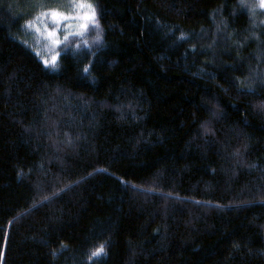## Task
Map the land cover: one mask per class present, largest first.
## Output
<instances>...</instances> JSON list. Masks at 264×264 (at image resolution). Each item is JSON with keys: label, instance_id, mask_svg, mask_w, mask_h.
I'll list each match as a JSON object with an SVG mask.
<instances>
[{"label": "trees", "instance_id": "obj_1", "mask_svg": "<svg viewBox=\"0 0 264 264\" xmlns=\"http://www.w3.org/2000/svg\"><path fill=\"white\" fill-rule=\"evenodd\" d=\"M71 2L0 0V264H264L256 0H88L67 51L25 27Z\"/></svg>", "mask_w": 264, "mask_h": 264}, {"label": "snow or ice", "instance_id": "obj_2", "mask_svg": "<svg viewBox=\"0 0 264 264\" xmlns=\"http://www.w3.org/2000/svg\"><path fill=\"white\" fill-rule=\"evenodd\" d=\"M240 3L243 6L245 4V0H240ZM256 7H264V0H258L257 5L253 6V15H255V8ZM77 8H79V9L88 8L90 11V15H86V18H85L86 22L80 26L82 31L68 32L64 35L62 41L59 39L54 40L55 44H61V43L64 44V46H65L64 51L68 50L67 43L69 41V38L71 36H83V33L89 29V26H91L92 28L97 30V34L94 38L93 43L99 44L100 40H101V35L99 32V23H98V20L96 19V13H95L93 5L90 2H88V0H72L71 4L69 5V10L71 11V10H75ZM44 16H50L53 20V23H54V27L52 29V32L49 33L50 38L53 37L56 32L61 30V22L62 21H67V20L73 19V17H71L70 15H68L64 12H60L58 9H49L45 12L39 13L37 15V17H35L34 20L28 21L26 23L25 27L29 28V29L35 27V21L41 20V18ZM45 30H47V26H45ZM36 31L40 32V29L36 28ZM184 38L185 37H183V36L181 37V39H184ZM75 47H76V49H81V47L90 48V44L86 39H82L81 42H78L75 45ZM36 54L38 56H41V59L44 63L45 68H50L52 70H56V68L58 67L57 58H58L59 53H57V55L52 56L50 60L44 59L39 51H37ZM83 71L85 73H88L89 67L85 66ZM104 255H106L105 246L103 244H101L100 246L95 248L93 251H91L88 259L90 262H93V264H95V261L99 260ZM2 257H3V251H0V259H2Z\"/></svg>", "mask_w": 264, "mask_h": 264}, {"label": "rangeland", "instance_id": "obj_3", "mask_svg": "<svg viewBox=\"0 0 264 264\" xmlns=\"http://www.w3.org/2000/svg\"><path fill=\"white\" fill-rule=\"evenodd\" d=\"M258 0L254 4L257 5ZM261 9L264 12V7H256V9ZM60 12H64L73 19L62 21L61 22V30L56 32L53 37H49V33L52 32V29L54 27L53 20L50 16H44L41 18V20L35 21V27L33 28H39L40 32H43L44 37L43 39H46L48 43H50L51 46H55L54 40L60 39V37H64V35L68 32H78L82 31L80 26L86 22V15H90V11L88 8L83 9H75V10H69L67 11L65 8H59ZM58 19V18H57ZM45 26H47V30H45Z\"/></svg>", "mask_w": 264, "mask_h": 264}]
</instances>
